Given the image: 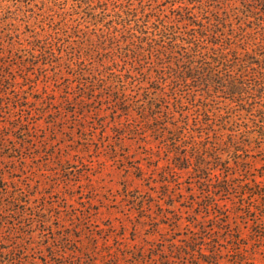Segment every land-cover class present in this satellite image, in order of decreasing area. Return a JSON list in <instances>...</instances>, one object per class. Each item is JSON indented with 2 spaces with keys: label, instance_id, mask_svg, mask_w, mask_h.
Listing matches in <instances>:
<instances>
[{
  "label": "trees",
  "instance_id": "1",
  "mask_svg": "<svg viewBox=\"0 0 264 264\" xmlns=\"http://www.w3.org/2000/svg\"><path fill=\"white\" fill-rule=\"evenodd\" d=\"M37 9L48 26L35 31V43L6 42L17 33L10 26ZM0 26L8 27L0 28V46L22 53L7 60L0 49L4 148L12 135L4 129L30 122L24 90L41 89L33 72L23 77L27 84L13 76L28 65L42 72V89L50 91L43 99L59 104L49 110L56 116L51 124L103 114L110 159L132 157L128 144L144 149L132 167L149 179L154 199L135 194V205L152 213V205L166 204L161 214L168 221L153 228L168 223L175 232L127 254L132 264H264L254 257L264 256V0H0ZM25 129L26 135L32 126ZM7 180L0 162V214L20 215L0 221V234L6 224L9 234H25L22 226L35 228L46 223L45 214H58ZM187 211L199 218L176 232ZM240 214L251 232H244ZM60 239L59 247L49 242L56 260L44 264L76 263L65 235ZM12 243L3 251L16 255L21 241Z\"/></svg>",
  "mask_w": 264,
  "mask_h": 264
},
{
  "label": "rangeland",
  "instance_id": "2",
  "mask_svg": "<svg viewBox=\"0 0 264 264\" xmlns=\"http://www.w3.org/2000/svg\"><path fill=\"white\" fill-rule=\"evenodd\" d=\"M48 13L60 16L54 11L49 10ZM41 16L42 11L37 9L35 16L20 18L19 25L10 26L16 28L17 33L4 37L5 41L16 39L20 48L35 43V31L42 32L43 26H48ZM0 28L4 31L8 27ZM0 49L9 53L4 57L7 60L13 58L11 53L22 55L19 50L12 52L9 45L0 46ZM30 72L39 79L41 87L38 91L28 84V89L23 92L25 97L30 96V100L23 99L22 103L30 105L31 111L26 117L30 122L28 125L23 124L22 130H26L28 126H32V130L26 131L25 135V131L5 128L12 135L5 148L0 144V162L5 166L7 182L12 189L21 188L31 192L35 200L47 202L48 208L58 214H45L46 223L38 222L35 228L22 226L25 234L22 231L9 234L10 229L6 224L5 233L0 234V264H44L47 258L56 260L49 242L59 247L62 245L60 237L63 235L67 240V248L75 251V264H132V258L127 254L139 247L149 248L158 238L175 232L174 227L168 223H162L159 231H154L153 228L159 219L162 222L168 221L161 214L166 204L164 207L152 205V213L139 211V206L135 205V194L143 195L148 200L154 199L148 193L149 179L137 177L138 170L132 167L136 164L134 158L143 156L141 151L144 149L139 148L136 143L128 144L125 149L131 150L132 157L126 156L122 161L110 159L105 150V126L101 124V120H105L103 114L92 115L88 122L79 123L72 116L66 123L51 124L56 116L49 110L59 109V104L51 105L47 98L43 99L50 91L44 86L42 89L41 70L27 65L23 70L18 68L17 73L13 71L12 74L18 76L21 84H27L30 80L23 77ZM30 79L34 80L33 77ZM53 96L56 97L55 94ZM19 112L22 111H16V115ZM57 116L60 115L57 113ZM1 119L18 124L9 115L6 118L2 115ZM109 139L111 137L108 135L106 140ZM123 149L121 148V154H124ZM146 172L149 175L152 171L147 168ZM183 175L186 177L188 174L184 172ZM183 186L187 188L188 183L185 181ZM151 188L161 190L157 184ZM23 198L26 197L23 195ZM53 202L56 205L52 207ZM183 215L185 218L181 230L176 232H187V224L198 216L188 211ZM19 216L0 214V221H5V218L13 220ZM245 217L240 214L239 220L243 222L244 232L249 233L254 227L247 219L245 221ZM234 220L236 221L235 215ZM155 232L157 236H152ZM19 240L21 244L17 245L19 250L16 255L3 251L14 248L15 244L12 242ZM21 246L23 248L20 250ZM67 248L63 247L64 250ZM13 257L22 261L16 263ZM254 257L258 263L264 262L262 253H256ZM57 260L59 263L62 259ZM161 262L166 264L163 260Z\"/></svg>",
  "mask_w": 264,
  "mask_h": 264
}]
</instances>
